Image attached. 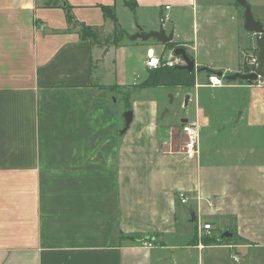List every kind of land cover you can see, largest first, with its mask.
<instances>
[{
	"label": "crops",
	"instance_id": "obj_1",
	"mask_svg": "<svg viewBox=\"0 0 264 264\" xmlns=\"http://www.w3.org/2000/svg\"><path fill=\"white\" fill-rule=\"evenodd\" d=\"M135 1L132 11L123 0H62L74 21L107 32L113 24L100 6L114 7L127 35L104 48L81 38L62 6L0 0V264H190L195 250L202 264L205 249L235 253L233 247L239 264H260L247 254L258 243L237 227L225 170L205 166L200 153L192 159L178 153L180 125L164 121L157 98L134 97L146 88L131 92L130 109L108 88L140 83L149 56L174 54L154 38H132L163 26L195 61L194 95L183 87L185 106L194 101L195 109L181 123L204 126L201 93L249 86L238 80L207 86L205 70L234 72L240 51L254 46L244 9L235 0ZM247 1L264 26V0ZM121 50L108 79L109 58ZM200 71L206 77L199 82ZM256 94L264 113V89ZM248 109L239 118L258 125L248 121ZM126 110L132 119L122 131ZM180 193L188 195L185 203ZM205 202L222 215L221 223L204 220L210 235H221L218 223L226 230L233 219L239 243L196 240Z\"/></svg>",
	"mask_w": 264,
	"mask_h": 264
},
{
	"label": "rangeland",
	"instance_id": "obj_2",
	"mask_svg": "<svg viewBox=\"0 0 264 264\" xmlns=\"http://www.w3.org/2000/svg\"><path fill=\"white\" fill-rule=\"evenodd\" d=\"M253 13L254 15L257 14L255 8ZM121 18L126 21L124 15H121ZM100 44H105L104 40ZM110 46L106 44L102 47L108 48ZM119 51L109 58V70L106 71L108 79L115 70L112 65L113 60L115 59L117 62L124 57L125 53L122 50ZM205 75V72L200 71L197 80L203 81ZM263 89L264 85L252 84L246 88L225 89L219 92L205 90V95L200 94V101L205 108V115L203 116L206 124L198 127L200 161L208 167L223 168L227 173L225 184L227 192L234 193L237 203L236 210L233 212L237 227L247 237L258 243L255 247L247 250V254L252 256V262L259 258L260 264H264V126L262 125L264 124V113L262 109L256 106L255 99H258L256 93L262 92ZM129 90L130 86L119 87L117 85L113 92L117 98L126 100ZM201 91L203 90L201 89ZM189 92L192 96L194 95L193 88ZM187 94V89L183 87H153L135 92L134 97L143 100L151 97L157 98L162 107L161 115L165 114L164 121L179 126L181 119L194 113V101L187 107L185 106ZM245 106L249 108L245 111V115L249 117L248 121L258 120L254 121L258 125L246 126L244 118H239L242 107ZM180 142L181 139H179L178 144ZM212 172L219 176L217 175L219 170H212ZM212 180H215V177ZM212 208L205 202L203 214L199 218L201 222H206L205 219H215L221 223V213H211ZM233 222V219H230L226 230L236 231L231 240V244H236L239 243V235ZM214 223L216 222L213 221ZM219 223L216 230L220 234L225 230H222L223 225ZM194 224V221L189 223L191 227ZM206 236L208 234L199 232L197 229L196 240L204 243ZM237 248L239 247L231 249L235 253H230L228 249L224 248L205 249L202 264H209V258H214L219 264H239ZM234 255L238 258L237 261L234 260ZM189 262L190 264H201L196 250Z\"/></svg>",
	"mask_w": 264,
	"mask_h": 264
},
{
	"label": "trees",
	"instance_id": "obj_3",
	"mask_svg": "<svg viewBox=\"0 0 264 264\" xmlns=\"http://www.w3.org/2000/svg\"><path fill=\"white\" fill-rule=\"evenodd\" d=\"M124 4L129 7L132 11L135 10L137 4L135 0H123ZM47 5L51 6H62L66 10V18L69 24L74 25L78 29V33L83 39H88L91 44H98L101 46L117 45L124 36L127 35L126 31L123 30L117 20L115 9L110 5H101V10L105 20H109L113 24L112 31H104L102 26H91L84 23H78L74 21L73 15L69 11V7L66 4H62V0H48ZM104 40L105 44H100ZM166 46L170 49H174L177 46L176 43L169 42ZM191 59L193 56L188 53ZM209 70V69H207ZM210 73V72H209ZM208 73V74H209ZM239 83H245L242 80H238ZM117 85L109 86L108 88L112 91ZM195 86V72L188 71L184 68H178L176 66H159L157 68L149 69L147 77L138 84L130 85V90L127 92L126 100L124 102L125 109H130L131 105L129 97L131 92L136 88H153V87H186L192 88ZM122 87V86H119ZM236 234V231H232V235ZM232 237H222L221 235H208L204 239L205 245H221L229 244ZM196 238V237H195ZM132 240H143V238H137L135 236L129 237Z\"/></svg>",
	"mask_w": 264,
	"mask_h": 264
},
{
	"label": "built area",
	"instance_id": "obj_4",
	"mask_svg": "<svg viewBox=\"0 0 264 264\" xmlns=\"http://www.w3.org/2000/svg\"><path fill=\"white\" fill-rule=\"evenodd\" d=\"M168 6H166L167 8ZM173 52V51H172ZM146 66L149 69L157 68L159 66H178L185 64V61L182 59L180 55L171 54L168 57H159V56H149L145 61ZM262 68L261 63L258 60V50L254 46L242 49L240 51V61L237 70L234 72L240 73H257L258 70ZM232 72H223L222 75H217L215 73H209L207 77V86L211 87H223L229 85L231 82L224 77V74H229ZM248 85H256L262 86L264 85V79L257 75V79L252 81L251 83H247ZM180 131L182 134L181 142L178 146V153H180L185 158H197L200 153L199 148V131L198 127L195 123L185 121L180 124ZM180 201L185 203L188 199V195L186 193H180ZM212 230V224L209 221L199 222L198 223V231L206 233L210 235ZM144 245L152 246L151 242H144ZM234 260H238L236 255L233 256Z\"/></svg>",
	"mask_w": 264,
	"mask_h": 264
},
{
	"label": "water",
	"instance_id": "obj_5",
	"mask_svg": "<svg viewBox=\"0 0 264 264\" xmlns=\"http://www.w3.org/2000/svg\"><path fill=\"white\" fill-rule=\"evenodd\" d=\"M243 9H244V23L243 27L246 31L251 32L254 36V45L258 50V60L262 65V68L258 70L257 73H240V72H232L229 74H224V77L229 81L242 80L247 83H251L252 81L257 79V75L261 76L264 79V26L260 20L256 19L251 11V5L247 0H235ZM140 38L142 40H148L150 38L156 39L158 42L163 44H167L172 40V33L166 34L163 26H160L157 30H150L148 32H137L132 36V38ZM174 54L180 55L182 59L185 61V64L178 65V68H184L188 71H193L195 67V61L190 58L186 49L183 46H177L173 49ZM210 73H215L217 75H222L223 72L216 70H207ZM132 119V110H126L124 112V128L122 131L126 130ZM191 218H194V214L191 213ZM232 232L229 230H225L221 234L222 237H231Z\"/></svg>",
	"mask_w": 264,
	"mask_h": 264
}]
</instances>
